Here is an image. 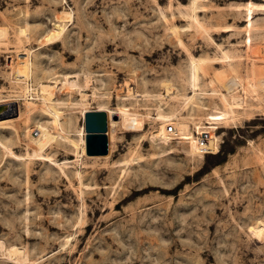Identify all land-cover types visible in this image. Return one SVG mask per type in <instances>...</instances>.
<instances>
[{
    "label": "rangeland",
    "instance_id": "obj_1",
    "mask_svg": "<svg viewBox=\"0 0 264 264\" xmlns=\"http://www.w3.org/2000/svg\"><path fill=\"white\" fill-rule=\"evenodd\" d=\"M9 105L0 264H264V0H0ZM103 108L112 156L82 158Z\"/></svg>",
    "mask_w": 264,
    "mask_h": 264
},
{
    "label": "bare ground",
    "instance_id": "obj_2",
    "mask_svg": "<svg viewBox=\"0 0 264 264\" xmlns=\"http://www.w3.org/2000/svg\"><path fill=\"white\" fill-rule=\"evenodd\" d=\"M68 16V13H67ZM65 25L62 23H56L54 24V30L49 33L47 36H45V41L48 43V45L55 46L60 43V41L63 39V36L65 35ZM20 55H23L25 57L20 58ZM31 62H30V53L22 52L19 53L18 55V62L16 65V72H17V78L19 80H28L31 75ZM90 82V81H89ZM49 84H40V92H41V97L45 104L50 107V105H55L57 102L61 104L60 99H59V91L65 89L63 84L61 83V86L59 84V81H53V82H48ZM88 84V83H87ZM90 84V83H89ZM171 90V88H170ZM86 88L81 91V102L86 105L87 102H89V94H85ZM133 91L129 89V93L127 94L128 97L134 96L132 93ZM169 92V88H168ZM126 96V95H125ZM126 96V97H127ZM93 97L95 98L96 95L93 93ZM57 101V102H55ZM17 109L13 105L6 106L3 111H1L0 116H10L16 112ZM95 111H104L108 114V120H109V128H108V139H109V153L106 156L98 155V149L96 148V138L97 135H92L88 134L86 131V126H85V121L87 118V115L89 112L92 111H86L85 112V118H84V128L81 132V143H82V158H110L113 153V143L115 140V134H114V127L116 123L115 116L113 115L111 109L109 108H103ZM58 118V116H57ZM1 127L0 128H7L6 125H3L4 123H0ZM96 156V157H94ZM21 250H18L17 248H12L11 254L12 255H17L20 254ZM8 253H10L8 251ZM10 255V254H9ZM23 261V260H21Z\"/></svg>",
    "mask_w": 264,
    "mask_h": 264
},
{
    "label": "water",
    "instance_id": "obj_3",
    "mask_svg": "<svg viewBox=\"0 0 264 264\" xmlns=\"http://www.w3.org/2000/svg\"><path fill=\"white\" fill-rule=\"evenodd\" d=\"M108 114L104 111H92L87 115L85 126L88 134L97 135L96 148L98 155L106 156L109 153Z\"/></svg>",
    "mask_w": 264,
    "mask_h": 264
},
{
    "label": "built area",
    "instance_id": "obj_4",
    "mask_svg": "<svg viewBox=\"0 0 264 264\" xmlns=\"http://www.w3.org/2000/svg\"><path fill=\"white\" fill-rule=\"evenodd\" d=\"M165 131H166V133L168 135H172V134L175 133L176 128L173 125H168V126H166V130Z\"/></svg>",
    "mask_w": 264,
    "mask_h": 264
}]
</instances>
